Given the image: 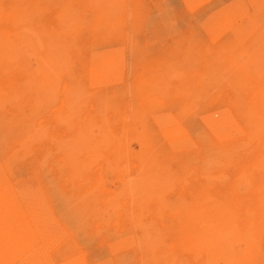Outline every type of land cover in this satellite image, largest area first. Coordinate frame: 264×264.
<instances>
[{
	"label": "rangeland",
	"instance_id": "374dc122",
	"mask_svg": "<svg viewBox=\"0 0 264 264\" xmlns=\"http://www.w3.org/2000/svg\"><path fill=\"white\" fill-rule=\"evenodd\" d=\"M0 264H264V0H0Z\"/></svg>",
	"mask_w": 264,
	"mask_h": 264
},
{
	"label": "bare ground",
	"instance_id": "6f19581e",
	"mask_svg": "<svg viewBox=\"0 0 264 264\" xmlns=\"http://www.w3.org/2000/svg\"><path fill=\"white\" fill-rule=\"evenodd\" d=\"M66 1V0H65ZM84 8V7H83ZM48 19V18H47ZM52 20V19H51ZM44 21V20H43ZM46 23H47V21H46ZM91 38V37H90ZM220 86V85H219ZM245 96V95H244ZM185 218V217H184ZM187 218V217H186ZM183 219V218H182ZM185 221V220H184ZM185 223V222H184ZM183 223V224H184ZM189 223V222H188ZM185 225V224H184ZM186 225H187V223H186ZM50 228V227H49Z\"/></svg>",
	"mask_w": 264,
	"mask_h": 264
}]
</instances>
